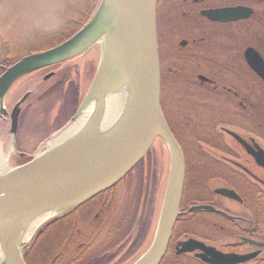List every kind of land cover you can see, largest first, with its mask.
<instances>
[{
    "label": "flooded vegetation",
    "instance_id": "1",
    "mask_svg": "<svg viewBox=\"0 0 264 264\" xmlns=\"http://www.w3.org/2000/svg\"><path fill=\"white\" fill-rule=\"evenodd\" d=\"M160 1L156 9L160 106L185 162L180 211L160 264H207L197 257L201 251L177 254L180 243L190 239L229 256L232 264H264V165L258 163L264 161V78L253 70L247 57L251 50L264 65V0ZM223 9H238V19L205 15ZM68 62L36 72L43 74L44 83L56 79L40 89L39 97L49 98L65 89L70 69L63 65ZM56 68L63 70L56 72ZM27 93L20 125L34 92H22L12 106L4 102L7 113L0 112V119L6 131L11 110ZM58 120L49 123L50 133L61 126ZM18 136L19 129L15 147ZM40 143L31 145V150ZM152 148L138 165L152 157ZM19 157L26 160L23 165L32 155L25 152ZM147 168L142 173H133V169L116 186L51 221L69 233L57 249L61 264L72 260H77L72 264H81L80 257L105 236L115 241L108 240L94 259L117 253L108 264H120V196L124 187L132 196L147 197L151 229L155 198L148 199L152 176ZM222 189L234 192V197L218 193ZM153 192L156 194L155 189ZM134 202L128 205L140 211L141 200ZM201 206L208 208L194 209ZM126 239L129 245L138 241L127 260L134 259L141 247L140 234L130 230ZM68 248L76 251L75 259H66Z\"/></svg>",
    "mask_w": 264,
    "mask_h": 264
},
{
    "label": "water",
    "instance_id": "2",
    "mask_svg": "<svg viewBox=\"0 0 264 264\" xmlns=\"http://www.w3.org/2000/svg\"><path fill=\"white\" fill-rule=\"evenodd\" d=\"M157 2L101 0L89 21L71 38L21 58L0 75V112L6 114L4 100L18 80L72 60L101 43L103 50L95 76L72 122L98 99L126 90L130 94L124 114L108 130L103 125L100 128L103 117L98 116L70 141L39 156L35 154L29 162L0 175V234L10 233L13 243L19 240L18 230L35 217L71 210L116 186L160 139L170 152L166 191L154 241L136 264H160L164 258L180 211L185 162L160 106ZM237 12L238 9L210 10L205 15L234 20L238 19ZM247 57L253 70L264 78V65L257 55L250 50ZM28 96L29 93L25 94L9 115L8 136L12 143ZM258 163L264 165V161ZM218 193L234 197L229 190ZM202 208L208 207L194 209ZM31 242L24 246L25 251ZM179 246L177 254L201 251L197 257L207 264H232L229 256L196 240L181 242ZM20 264H26L24 253Z\"/></svg>",
    "mask_w": 264,
    "mask_h": 264
},
{
    "label": "rangeland",
    "instance_id": "3",
    "mask_svg": "<svg viewBox=\"0 0 264 264\" xmlns=\"http://www.w3.org/2000/svg\"><path fill=\"white\" fill-rule=\"evenodd\" d=\"M96 2L98 0H0V63L7 57H25L42 52L50 40L64 36L67 31L71 32L73 30L72 26L84 22ZM102 50V44L98 43L85 54L63 65L70 69L69 81H66L68 84L63 91H59L49 98L39 97V91L51 85L56 79L44 83L43 74L32 73L21 78L13 85L12 90L4 100L8 106H12L17 96L26 90L32 91L34 94L28 104L30 110L25 114L26 117H21L16 147L12 143L11 138H9L8 131H6V127L0 119V142L6 147H13V153L9 158L8 171L21 166L23 159L19 157V154L27 152L28 155H35L40 145L65 129L72 122L89 90L101 59ZM61 70L63 68H56V72ZM56 118H59L58 122H62L61 126L50 133L48 125ZM47 135H49V138L42 140ZM38 142H41L40 145L37 146L36 150L32 151L30 146ZM152 149V157L146 158L133 170V173H142L143 169L148 167L147 169L152 176L149 182L152 184H149L150 194L148 199L152 196L155 198V204L152 203V210H155V214L151 217L152 224L151 229H149L146 209L147 197L142 196L139 199L137 197L138 194L135 196L134 193V196H132L128 194L125 187L122 189L120 196L121 230L129 229L135 235L137 232L142 235L141 247L137 256L122 264H136L145 255L154 241L159 223L169 175L170 152L166 144L160 139L155 141ZM149 161H153L151 162L152 164ZM153 178L154 180H152ZM154 189L156 194L153 192ZM137 192L138 189L136 190ZM138 200H141L140 208L142 209L140 211L132 208V205L131 207L128 205L129 201H135L134 203H136ZM66 211L68 210L57 212L40 229H43L49 222L63 213L65 214ZM139 213L140 216L137 215ZM131 219L132 221L130 222ZM131 223L133 224L131 225ZM58 227L55 223L46 227L33 246L35 238L32 242L29 241L23 244L26 264H52L58 258V247L63 245L69 238L68 230H65V227H59L58 230ZM120 233L122 234V231ZM108 240L110 238L106 239V236L98 238L99 244L95 245L88 254L82 256L83 259H80L78 263L88 264L92 261L95 254H99L103 250L102 247L106 245ZM110 241L111 243L114 242L115 238L111 237ZM30 242V247L25 251L24 246ZM69 242L71 243L70 240Z\"/></svg>",
    "mask_w": 264,
    "mask_h": 264
},
{
    "label": "bare ground",
    "instance_id": "4",
    "mask_svg": "<svg viewBox=\"0 0 264 264\" xmlns=\"http://www.w3.org/2000/svg\"><path fill=\"white\" fill-rule=\"evenodd\" d=\"M129 97V91L126 90L104 99H98L78 119L71 122L65 129L55 134L46 144L41 146L36 153L37 156L44 152L45 147L51 150L70 141L84 128H87V125H90L98 116L103 117L100 122V128H102L103 125L106 127V130H108L115 125L124 114ZM12 153V146L6 147L0 142V175L8 172L9 158ZM56 214L57 212H47L32 219L28 224L18 230L19 240L14 243L11 241L10 233H1L0 263L20 264L23 259V244L31 241L41 226L47 223V221L52 219Z\"/></svg>",
    "mask_w": 264,
    "mask_h": 264
},
{
    "label": "trees",
    "instance_id": "5",
    "mask_svg": "<svg viewBox=\"0 0 264 264\" xmlns=\"http://www.w3.org/2000/svg\"><path fill=\"white\" fill-rule=\"evenodd\" d=\"M100 0H98V2L95 3L94 7L91 8V12L89 13V15L86 17L85 21L84 22H81L80 24L78 25H75V26H72L73 27V30L71 32H66L64 34V36H61L60 38H54L52 40L49 41L48 45H46V47L42 50H47V49H50V48H53L55 46H58L59 44L65 42L66 40H68L69 38H71L75 33H77L83 26L84 24L90 19V17L92 16V14L94 13L95 9L97 8V5L99 3ZM23 56L21 57H17V56H14L12 58H9L7 57L6 59H4L1 63H0V75L9 67L11 66L12 64H14V62L18 61L20 58H22ZM21 162H26L25 159H23ZM132 221V219L130 220V222ZM54 222H51L49 224H47L46 227H48L49 225L53 224ZM133 223H131L132 225ZM43 228L41 230L40 233H42V231L45 229ZM121 229V227H120ZM122 231V234L120 235V239H118V241L120 242V248L118 249L120 251V264L127 261L128 257L132 255L133 253V250L134 248L137 246V243L138 241L135 240L134 243H131L129 245V240L126 239L127 235L130 233V230L128 229H125V230H120ZM40 233L36 235L35 237V240L32 244V246L35 244V242L37 241V239L40 237ZM118 238V237H117ZM142 241V235H140V242ZM134 244V245H133ZM131 246V247H130ZM141 246V243L140 245ZM69 255L68 258L66 259H75V254H76V251L71 249V248H68V253ZM117 256V253H114V254H108V255H104L102 257H96L95 259H92V261H90L88 264H108L110 263L111 261H113ZM62 257H58L56 258V262L52 263V264H58V263H62ZM80 259H83L82 257H80ZM75 261L77 260H72V262H70L71 264L74 263Z\"/></svg>",
    "mask_w": 264,
    "mask_h": 264
}]
</instances>
